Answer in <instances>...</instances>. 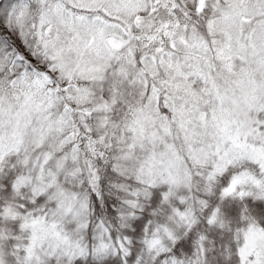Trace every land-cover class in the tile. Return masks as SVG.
Here are the masks:
<instances>
[{
	"label": "snow or ice",
	"instance_id": "obj_1",
	"mask_svg": "<svg viewBox=\"0 0 264 264\" xmlns=\"http://www.w3.org/2000/svg\"><path fill=\"white\" fill-rule=\"evenodd\" d=\"M0 264H264V0H0Z\"/></svg>",
	"mask_w": 264,
	"mask_h": 264
}]
</instances>
